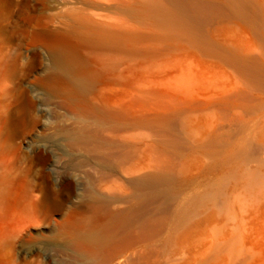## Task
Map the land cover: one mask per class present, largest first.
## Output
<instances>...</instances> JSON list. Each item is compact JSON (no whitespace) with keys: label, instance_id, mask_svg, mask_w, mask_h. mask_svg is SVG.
Returning <instances> with one entry per match:
<instances>
[{"label":"rangeland","instance_id":"1","mask_svg":"<svg viewBox=\"0 0 264 264\" xmlns=\"http://www.w3.org/2000/svg\"><path fill=\"white\" fill-rule=\"evenodd\" d=\"M192 1L215 11L173 28L148 14L168 0H0V264H264V180H250L264 176V0L245 11ZM101 31L115 46L84 44L99 75L85 101L118 119L51 79L56 33ZM112 129L132 138L109 145ZM121 147L135 154L130 165L155 166L124 173L107 162ZM162 158L174 180L142 189ZM78 203L129 211L137 243L78 250L67 229ZM157 217L166 222L142 234Z\"/></svg>","mask_w":264,"mask_h":264},{"label":"bare ground","instance_id":"2","mask_svg":"<svg viewBox=\"0 0 264 264\" xmlns=\"http://www.w3.org/2000/svg\"><path fill=\"white\" fill-rule=\"evenodd\" d=\"M168 1L171 4L170 8H165L160 4H155L153 7L149 9L148 14L153 19H157L169 27H173L176 24L177 26L178 24H180L181 27L182 25H187V26L197 25L201 21L207 19L210 16L211 11H215V7L208 6L203 2H196L192 0H168ZM230 1L235 5V7L238 10L245 11L246 0H230ZM100 27H104V26L101 25ZM102 31L94 33L92 39H86L84 37L85 39L82 40L80 39L78 40L70 32L56 33L55 35L58 36L59 45L55 49V52L52 54L53 65L56 70V73L51 77V79L61 84L60 91L62 93L69 96L70 98H74L76 100L83 102L86 109H91V111H93L98 115H105L108 119L109 118L118 119L121 116V114L115 113L111 111V109L108 108L106 109L105 107L92 106L91 104L85 101L86 94L91 84L97 82L99 75H97L96 73L94 75V73L91 70L85 67L86 61L81 52L84 47V44H88L90 47H93L98 50L101 48H106V49L113 48L115 46V42L113 38L110 36L109 32L103 33ZM82 67H84L85 69L81 70ZM73 70H78L77 76H75V78L72 79L68 78L69 72H72ZM112 130L110 131V133L114 135L109 136L108 139L106 140L107 141L106 143H108L109 145L114 146L116 144L115 139H118L120 143L122 142L121 143L122 146V144L127 143L130 140V138H132L130 137V135L126 133H121L120 131L114 132V130L113 131ZM84 139H87V134L84 136ZM103 141H105V139ZM122 147L121 149H123ZM114 151L115 149L113 150V152ZM113 152L111 151L110 153ZM114 154L116 153L114 152ZM133 154L127 150L123 151L119 155L117 154L118 155L117 157H112L111 155L107 154L108 155L107 162L109 164H115L119 169H121L124 173L128 175L130 174L132 175L135 173L138 174L143 173L150 164L146 165V164L136 163V165L134 166H132L133 164L130 165L133 157H135L133 156ZM162 159L165 160L166 162L169 161L166 158H162ZM162 159H160L161 161L159 160L160 163L157 162L158 165L156 163V167H155L156 171L154 173L150 174L149 176L143 175L138 179V183L137 182L136 183L141 188L147 183L148 179H151L152 181L157 183H161L162 180L167 181V183L169 180H174L176 174H175V169L172 166V163L169 162L165 163V161H163ZM150 166L153 167L155 165L151 164ZM256 175H253L252 177L250 176L251 185H255L257 183V180L260 181L264 180V176L257 177ZM148 182L150 181L148 180ZM113 188L114 187L110 185L109 190L112 191ZM222 206L223 209L227 210L228 205L223 204ZM184 212H181V214ZM75 214L77 215V222L75 223V225L67 229L69 231L68 232V237L70 239L69 241H72L71 244H73L78 250L81 251L87 250L93 254L99 252H105V253L112 252L113 254H116L119 251L124 253L125 251L130 249L129 247H132L131 245L132 243H134L132 242V240L136 241L134 239L135 237L133 238L132 231L128 226L129 222H131V218L129 217L130 215L129 211L128 212H125V210L111 211L107 207L102 208L95 204H87V205L82 204V206L75 208ZM178 214L177 216H180ZM166 219L167 217L148 218L141 224L140 230L142 231V234H147L148 228H150V226H154V225H156V227L160 226L163 222H166ZM120 232H123L122 238L119 237ZM138 240L140 241L141 238H138ZM108 257H110V255Z\"/></svg>","mask_w":264,"mask_h":264}]
</instances>
